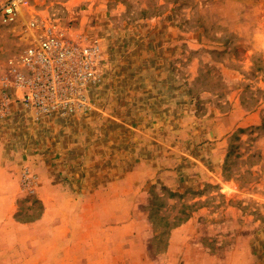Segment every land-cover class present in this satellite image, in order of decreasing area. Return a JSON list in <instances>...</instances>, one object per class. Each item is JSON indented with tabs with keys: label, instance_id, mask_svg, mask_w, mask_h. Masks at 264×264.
<instances>
[{
	"label": "rangeland",
	"instance_id": "374dc122",
	"mask_svg": "<svg viewBox=\"0 0 264 264\" xmlns=\"http://www.w3.org/2000/svg\"><path fill=\"white\" fill-rule=\"evenodd\" d=\"M119 1L133 20L169 13L176 22L195 148L226 149L227 182L189 186L186 172L178 189L118 183L81 199L77 171L34 160L42 144L27 127L65 128L97 110L108 68L98 40L102 75L84 111L50 117L13 101L0 115V264H259L264 237L247 250L243 236L264 229V0ZM24 47L0 23V75Z\"/></svg>",
	"mask_w": 264,
	"mask_h": 264
},
{
	"label": "crops",
	"instance_id": "0c3cea01",
	"mask_svg": "<svg viewBox=\"0 0 264 264\" xmlns=\"http://www.w3.org/2000/svg\"><path fill=\"white\" fill-rule=\"evenodd\" d=\"M47 3L60 4L74 39L100 40L108 61L107 82L100 87L98 108L90 116L74 118L65 128L27 127L42 144L34 160L77 171L74 182L80 187L81 199L118 183L137 186L135 190L151 183L178 189L186 172L189 186L227 182L222 174L226 149L213 146L206 153V143L203 152L195 148L199 142L196 122H191L195 103L180 77L178 29L169 13L133 20L126 17L127 7L119 0ZM29 19L30 15L22 16V21ZM186 110L189 113H182ZM190 122L188 133L183 127L191 128ZM263 237L264 229L244 233L247 250ZM261 260L259 264L264 263L263 256Z\"/></svg>",
	"mask_w": 264,
	"mask_h": 264
},
{
	"label": "built area",
	"instance_id": "2783aa9c",
	"mask_svg": "<svg viewBox=\"0 0 264 264\" xmlns=\"http://www.w3.org/2000/svg\"><path fill=\"white\" fill-rule=\"evenodd\" d=\"M26 14L31 19L22 21ZM0 23L17 29L25 42L8 72L0 75V115L8 114L13 101L50 117L84 111L102 75L99 41L74 39L62 13L37 0H4Z\"/></svg>",
	"mask_w": 264,
	"mask_h": 264
}]
</instances>
